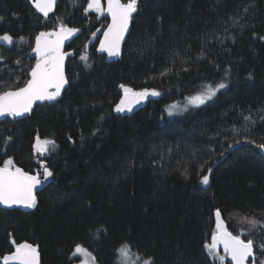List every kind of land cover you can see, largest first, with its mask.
I'll use <instances>...</instances> for the list:
<instances>
[{
    "label": "trees",
    "instance_id": "trees-1",
    "mask_svg": "<svg viewBox=\"0 0 264 264\" xmlns=\"http://www.w3.org/2000/svg\"><path fill=\"white\" fill-rule=\"evenodd\" d=\"M87 5L60 0L45 19L30 0H0V35L23 38L0 42V92L29 81L40 32L83 30L69 47L63 98L0 124V166L11 159L42 178L45 162L53 173L29 213L0 209V259L27 242L41 264H76L78 245L97 264H121L123 245L145 264H217L205 245L219 210L228 231L254 241L255 263L264 262V227L245 219L264 223V158L256 147L264 143V0H138L118 63L98 54L102 34L95 38L109 21L87 16ZM220 82L227 87L204 105L169 115L171 105ZM120 85L159 95L125 116L115 111ZM37 136L55 142L44 160Z\"/></svg>",
    "mask_w": 264,
    "mask_h": 264
},
{
    "label": "snow or ice",
    "instance_id": "snow-or-ice-1",
    "mask_svg": "<svg viewBox=\"0 0 264 264\" xmlns=\"http://www.w3.org/2000/svg\"><path fill=\"white\" fill-rule=\"evenodd\" d=\"M55 5V0H36L35 7L45 17L52 11ZM138 0H107V12L112 18V23L109 25L105 33V40L100 45V50L106 51L109 56H118L120 54V45L124 34L128 29L132 14L137 11ZM88 10H95L98 13H103L104 8L101 0H88ZM3 19V17H0ZM78 31L76 28L65 27L61 25L57 33L41 32L36 37L35 51L41 58L37 62L36 67L31 71V79L25 86L16 90H6L0 92V117L12 116L18 117L32 110L33 105L37 101H52L60 94L63 86L67 83L64 76L63 63L65 53L61 51L64 39L75 34ZM55 35L56 39L49 40L48 37ZM23 39V38H21ZM0 42L9 46L13 45L14 38L10 34L0 35ZM86 60L87 57H81ZM16 63H20L16 61ZM125 93V100L129 97L134 98L135 102L146 99L149 95L158 96L159 93L155 90H142L134 92L133 89L120 85ZM224 82H220L216 87L208 85L199 95L189 99V103L199 107L206 101L211 100L220 89L226 88ZM122 100L116 106V112L131 111L129 104ZM179 105L173 104L170 106L168 113L179 109ZM182 110H186L182 109ZM250 119V117L248 118ZM49 145H55L54 141L43 140L36 137L35 151L43 154L48 151ZM256 147L264 153V143L256 145ZM211 169H209V174ZM43 179L47 180L53 173L47 168H44L42 173ZM41 174L29 175L21 168L16 167L11 159L4 161V166L0 167V204L11 207L13 205H22L25 208H34L36 206L35 190L41 184ZM201 183L207 185L209 183V175H204ZM216 216V233L212 236L211 244H206L209 255L219 258L221 262L224 256L219 255V247L223 246V251L226 256L230 257L232 264H249V258H252V264H255L254 241L252 239H241L238 235H233L227 230L221 220V212L215 211ZM253 226L264 227V223L248 218ZM264 250V244L259 245ZM122 260L121 264H132L131 249L128 245L121 246L118 249ZM75 254H86L87 250L82 246H76ZM94 259V258H93ZM3 264H39L38 248L30 243H21L16 246L12 254L3 257ZM146 264H152L151 260L146 261ZM264 264V262H261Z\"/></svg>",
    "mask_w": 264,
    "mask_h": 264
},
{
    "label": "water",
    "instance_id": "water-1",
    "mask_svg": "<svg viewBox=\"0 0 264 264\" xmlns=\"http://www.w3.org/2000/svg\"><path fill=\"white\" fill-rule=\"evenodd\" d=\"M122 2H124V1L122 0ZM31 3H32L34 9L37 11V13H38L39 15H41L42 17L48 19V18H50L53 14H55V12L57 11L58 6H59V3H60V0H55V5H54L52 11L49 12V14H48L47 17H45V16H44L40 11H38V9L35 7L36 0H31ZM101 4H102V6H103V8H104V16H105L106 19H108V21H109V25H111V23H112V18H111V16H110V15L108 14V12H107V0H101ZM137 10H138V9H137ZM92 11H93V10H88V9H87L86 14L89 15ZM136 13H137V11H136L135 13L132 14L131 20H130L129 25H128V29H127L126 33L124 34L123 40H122V42H121V45H120V54H119L118 56H109L108 53H107L106 51H103V52H102V51L100 50V45H101V43L104 42V40H105V33L107 32L109 25H108V27L106 28V30L104 31V33H103V35H102V38H101V40H100V42H99V45H98V53H99V55H103V56H105V57L107 58V60H108L109 63H118V62L121 61V59L123 58L124 49H125L126 43H127V41H128V38H129V36H130V33H131V31H132V24H133V20H134L133 17H134V15H135ZM76 29H78V31H77L75 34H73V35L69 36L68 38L64 39V41H63V46H62V49H61V51H62L63 53H65V59H64V63H63V71H64V76H65V78H66V80H67V83L63 86V88H62V90H61V94H60L55 100H52V101H37V102L33 105L31 112H29V113H25V114L22 115V116L12 117V116H7V115H6V116H4V117H0V124H1L2 122H4L5 120H7L8 118H14V119H16V120H22V119L29 118V117H31V115L34 113L35 109H36L38 106L44 105V104H46V103H48L49 105H53V104H56L57 102H59V101L63 98L65 92L67 91V89H68L69 86H70V82H69V79H68V76H67V73H66V67H67V64H68V59H69V57L72 56V54H73L71 51H66V49H67L69 46H71L72 43H73V42H74V41H75V40H76V39H77V38L83 33V30H82V29H79V28H76ZM58 31H59V29L55 30V31L52 32V33H57ZM39 35H40V34H39ZM39 35H38V36H39ZM48 39L54 41V40L56 39V36L53 35V36H51V37H48ZM20 41H21V39H14V43H18V42H20ZM35 47H36V40H35L34 49H33V51H32V57H33V59L36 60V64H37V62H39L41 58L37 55V53H36V51H35ZM36 64H35L34 68L36 67ZM34 68H33V69H34ZM30 79H31V73H30ZM155 99H156V96H151V95H149L146 99L140 100L139 102H135L134 98H132V97H129L127 100H125V93H124L123 96H122V100H125V103H126V104H129V105L131 106L132 110H131L130 112H129V111H124V112H122V113H123V115H125V116H132V115L136 114L137 112H139V111L145 109V108H146L151 102H153ZM122 100H121V101H122ZM258 151H259V153L264 157V153H261V151H260L259 149H258ZM35 153H36L37 156L40 157L41 160H44V158H45V154H44V153H43V154H40V153H37L36 151H35ZM41 165H42V167H43V171H44V168L47 167V165H46L45 162H43ZM0 167H1V166H0ZM22 170H23V169H22ZM23 171L26 172L25 170H23ZM26 173H28V172H26ZM28 174H29V175H33V174H31V173H28ZM41 181H42L41 184H40V185L36 188V190H35L36 203H37V197H38V194H40L41 191H42L43 189H45L47 186H49V185L51 184V179H50V177H49L47 180H44L43 178H41ZM3 208H4V209H7V210H17V209H19V210H22V211L27 212V213H29L31 210H33V208H25V207H23L22 205H13V206H11V207H8V206H6V205L0 204V209H3ZM30 244H31V243H30ZM32 245H33V244H32ZM33 246H35V245H33ZM254 253H255V248H254ZM11 254H12V253H11ZM8 255H9V254H8ZM38 259H39V264H41L42 259H41V254H40L39 250H38ZM251 259H252V258L250 257V258H249V261H250ZM228 262H229V264H232V261H231L230 257H228ZM0 264H3V258L0 259Z\"/></svg>",
    "mask_w": 264,
    "mask_h": 264
},
{
    "label": "rangeland",
    "instance_id": "rangeland-1",
    "mask_svg": "<svg viewBox=\"0 0 264 264\" xmlns=\"http://www.w3.org/2000/svg\"><path fill=\"white\" fill-rule=\"evenodd\" d=\"M92 12H96L95 10L94 11H92ZM91 12V13H92ZM97 15L99 16V17H102V16H104V12L101 14V13H98L97 12ZM49 19V18H48ZM66 27V26H65ZM103 27H105V26H103ZM58 28H60V26L58 27ZM58 28H56V29H58ZM72 28H76V27H72ZM100 34H102V29L101 30H99V32H98V34H97V36H96V38H95V41H98V38H99V36H100ZM22 40V39H21ZM2 43V45H5V43H3V42H1ZM34 43H35V41H34ZM13 44H15V43H13ZM7 45V44H6ZM9 46V45H8ZM34 46V45H33ZM30 76V75H29ZM30 78V77H29ZM199 95V94H198ZM197 96V95H196ZM195 97V96H194ZM207 102V101H206ZM205 102V103H206ZM204 103V104H205ZM203 104V105H204ZM180 107H179V109H177V110H175L174 112H173V114L172 115H180V114H183V113H185V112H187L190 108H197L196 106H193L192 104H190L189 103V100L186 102V105H179ZM200 106H202V105H200ZM199 106V107H200ZM186 108V110H182V109H185ZM202 184V183H201ZM202 185H204V184H202ZM208 185V184H207ZM204 186H206V185H204ZM221 220L223 221V223H224V225H225V227L227 228V230H229L228 229V227H227V224L225 223V221L221 218ZM215 233H216V229H215ZM241 239H243L242 237H240ZM210 244H211V242H210ZM84 248V247H83ZM84 249H86L87 250V253H90L91 255L89 256V255H86V254H75L74 253V257L75 258H77V263L76 264H97V261H96V258H95V255L91 252V251H89L87 248H84ZM219 255L220 256H224L225 258H224V260H223V262H221L220 260H219V258H217V257H213V256H211L210 255V257L213 259V260H215L216 262H217V264H228V256H226L225 255V253H224V251H223V247L222 246H220L219 247ZM121 256V255H120ZM256 257V256H255ZM94 258V259H93ZM131 260H132V264H145L143 261H142V258L139 256V255H137L136 253H131ZM249 264H252V263H249ZM256 264V263H255Z\"/></svg>",
    "mask_w": 264,
    "mask_h": 264
},
{
    "label": "bare ground",
    "instance_id": "bare-ground-1",
    "mask_svg": "<svg viewBox=\"0 0 264 264\" xmlns=\"http://www.w3.org/2000/svg\"><path fill=\"white\" fill-rule=\"evenodd\" d=\"M30 1H31V0H30ZM31 4H32V3H31ZM32 6H33V5H32ZM33 8H34V7H33ZM35 11H36V10H35ZM93 11H94V10H93ZM36 12H37V11H36ZM86 12H87V10H86ZM86 15H87V14H86ZM89 15H90V14H89ZM89 15H87V16H89ZM40 16H41V15H40ZM104 17H105V16H104ZM43 18H44V17H43ZM45 19H46V18H45ZM108 25H109V22H108ZM108 25H107V27H108ZM66 27H70V26H66ZM107 27H106V28H107ZM58 29H59V28H58ZM79 29H80V28H79ZM55 30H57V29H55ZM55 30H54V31H55ZM105 30H106V29H105ZM105 30H104V31H105ZM54 31H52V32H54ZM104 31H103V33H104ZM43 32H47V31H43ZM52 32H48V33H52ZM40 33H41V32H40ZM40 33H39V34H40ZM103 33H102V35H103ZM39 34H38V35H39ZM38 35H37V36H38ZM102 35H101V38H102ZM37 36H36V37H37ZM101 38H100V40H101ZM35 40H36V38H35ZM100 40H99V42H100ZM99 42H98V44H97V52H98V45H99ZM34 45H35V43H34ZM69 47H70V46H69ZM69 47H68V48H69ZM68 48L66 49V51H69ZM33 49H34V46H33V48H32V51H33ZM71 52H72V51H71ZM98 54H99V53H98ZM31 56H32V52H31ZM101 56H103V55H101ZM32 58H33V57H32ZM106 59H107V58H106ZM34 60H35V59H34ZM35 61H36V60H35ZM107 61H108V60H107ZM35 64H36V63H35ZM34 66H35V65H34ZM33 68H34V67H33ZM31 71H32V70H31ZM30 73H31V72H30ZM29 77H30V76H29ZM29 80H30V78H29ZM64 95H65V94H64ZM57 103H58V102H57ZM46 104H48V103H46ZM44 105H45V104H44ZM48 105H49V104H48ZM122 114H123V113H122ZM8 119H9V118H8ZM12 119H14V118H12ZM15 120H16V119H15ZM5 121H6V120H5ZM2 123H3V122H2ZM262 157H263V156H262ZM263 158H264V157H263ZM1 167H2V166H1ZM31 174H32V173H31ZM33 175H34V174H33ZM42 178H43V177H42ZM50 179H51V178H50ZM51 181H52V180H51ZM43 190H44V189H43ZM43 190H42V191H43ZM42 191H41V192H42ZM3 209H4V208H3ZM18 210H19V209H18ZM229 232H230V231H229ZM232 234H233V233H232ZM233 235H234V234H233ZM221 246H222V245H221ZM222 247H223V246H222ZM254 248H255V246H254ZM250 261H252V259H251ZM250 261H249V263H250ZM228 264H229V262H228Z\"/></svg>",
    "mask_w": 264,
    "mask_h": 264
},
{
    "label": "flooded vegetation",
    "instance_id": "flooded-vegetation-1",
    "mask_svg": "<svg viewBox=\"0 0 264 264\" xmlns=\"http://www.w3.org/2000/svg\"><path fill=\"white\" fill-rule=\"evenodd\" d=\"M99 40H100V39H99ZM68 50H69V48H68ZM69 51H72V50H69ZM70 57H71V56H70ZM70 57H69V58H70ZM68 60H69V59H68ZM68 79H69V77H68ZM69 82H70V81H69Z\"/></svg>",
    "mask_w": 264,
    "mask_h": 264
}]
</instances>
